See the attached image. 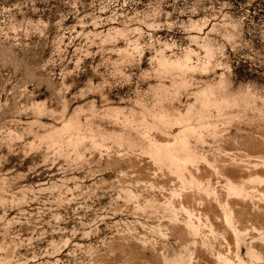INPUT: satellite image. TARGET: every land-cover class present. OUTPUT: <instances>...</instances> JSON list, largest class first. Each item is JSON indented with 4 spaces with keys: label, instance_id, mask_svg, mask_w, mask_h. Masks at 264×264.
I'll return each instance as SVG.
<instances>
[{
    "label": "rangeland",
    "instance_id": "374dc122",
    "mask_svg": "<svg viewBox=\"0 0 264 264\" xmlns=\"http://www.w3.org/2000/svg\"><path fill=\"white\" fill-rule=\"evenodd\" d=\"M262 159L264 0H0V264H264Z\"/></svg>",
    "mask_w": 264,
    "mask_h": 264
},
{
    "label": "bare ground",
    "instance_id": "6f19581e",
    "mask_svg": "<svg viewBox=\"0 0 264 264\" xmlns=\"http://www.w3.org/2000/svg\"><path fill=\"white\" fill-rule=\"evenodd\" d=\"M204 99H205V98H204ZM207 104H208V103H207ZM207 104H206V105H207ZM204 106H205V105H204ZM204 110H205V109H204ZM205 111H206V110H205ZM199 113H200V111H199ZM202 114H203V113H202ZM204 114H205V113H204ZM204 114H203V117H204ZM201 117H202V116H201ZM186 125H187V124H186ZM188 125H189V124H188ZM181 127H182V126H181ZM184 127H185V126H184ZM190 127H191V126H190ZM190 127H189V128H190ZM185 128H186V127H185ZM191 131H192V130H191ZM181 132H182V131H181ZM181 132H179V134H177V135L182 134ZM185 132H186V130H185ZM189 132H190V131H189ZM195 132H196V131H195ZM177 135H176V137H178ZM171 136H172V135H171ZM59 137H60V136H59ZM176 137H175V138H176ZM179 137H180V136H179ZM201 137H202V136H201ZM197 138H198V137H197ZM186 139H187V138H186ZM77 140H78V138H77ZM173 140H175L174 142H176V139L173 138ZM203 140H204V139H203ZM179 141H181L182 144H180V145H178V146L175 145L176 143L174 144V142H173V143H168V142H167L166 144H165V143L162 144V142H161L162 145H159V149H160L159 152H161V151H163V153L165 152L166 157H167V158H166V157H165V158H166L167 160L169 159V162H170V161H171V162H177V161L179 162V161H180V164H182L181 162L183 161L185 164H186V162H188V163L190 162V163H191L192 161L195 160V155L193 154L194 152H192V150H190L192 147L190 148V146H188V144H186V142H185V138H181V139L179 138ZM183 141H184V142H183ZM79 142H80V141H79ZM154 142H155V141H154ZM151 143H153V141H152ZM158 143H159V142H158ZM183 143H184V144H183ZM155 144H156V143H155ZM159 144H160V143H159ZM194 151H195V150H194ZM152 152H153V151H152ZM159 152L157 153V151H156V152H155L156 155L162 153V152H161V153H159ZM230 153H231V152H230ZM152 154H154V152H153ZM152 154H151V155H152ZM156 155H155V156H156ZM152 156H153V155H152ZM158 156H159V155H158ZM161 156H162V155H161ZM224 156H225V155H224ZM226 157H227V156H226ZM231 158H232V157H231ZM238 158H239V157H238ZM254 158H255V157H254ZM155 159H156V158H155ZM226 159H227V158H226ZM162 160H163V159H162ZM262 160H263V159H262ZM223 161H224V160H223ZM263 161H264V160H263ZM158 162H159V161H158ZM164 163H165V162H164ZM168 164H169V163H168ZM224 164H225V163H224ZM255 164H256V163H255ZM259 164H262V163H260V161H259ZM170 165H171V164H170ZM170 165H169V166H170ZM222 165H223V164H221V166H222ZM171 166H172V165H171ZM179 166H180V165H179ZM218 166H219V165H218ZM256 166H257V165H256ZM260 166H261V165H260ZM180 167H182V166H180ZM232 167H233V165H232ZM177 168H178V166H177ZM219 168H220V167H219ZM242 168H243V167H242ZM179 169H180V168H178V170H179ZM184 169H185V168H184ZM237 169H238V168H237ZM195 170H196V169H195ZM214 170H215V169H214ZM254 170H255V169H254ZM174 171H175V170H174ZM181 171H182V169H181ZM185 171H186V170H185ZM188 171H189V170H188ZM241 171H242V170H241ZM231 172H232V171H231ZM182 173H183V171H182ZM244 174H245V173H244ZM249 174H250V173H249ZM178 175H179V174H178ZM178 175H177V176H178ZM180 175H181V174H180ZM180 175H179L178 177H180ZM182 175H183V174H182ZM186 175H187V174H186ZM190 175H191V174H190ZM250 176H251V175H250ZM250 176H249V177H250ZM252 176H253V175H252ZM184 177H185V176H184ZM184 177H183V179L187 178V177H185V178H184ZM194 177H195V175H194ZM173 178H174V177H173ZM188 178H189V177H188ZM229 178H230V177H229ZM241 178H242V176H241ZM254 179H257V178H254ZM180 180H182L181 177H180ZM185 180H186V179H185ZM185 180H183V181L185 182ZM187 180H188V179H187ZM187 180H186V182L189 183V181L191 182L192 179H190L189 181H187ZM218 180H219V179H218ZM222 180H223V178H222ZM224 180H225V179H224ZM197 181H198V180H197ZM238 181H239V179H238ZM175 182H176V180H175ZM195 182H196V181H195ZM243 182H244V181H243ZM243 182H242V180L239 182L242 186H241L240 184H238V185L229 184V186H228V185H227V186H228V188L231 186V187H230L231 192L233 191L234 194H235V192H236V194H238V192H242V191L244 190L243 188H246L245 185L243 186V184H245V182H244V183H243ZM182 183H183V182H182ZM191 183H192V182H191ZM230 183H231V182H230ZM235 183H236V182H235ZM235 183H234V184H235ZM178 184H180V182H179ZM189 184H190V183H189ZM227 184H228V183H227ZM246 184H247V182H246ZM181 185H182V184H181ZM196 185H197V184H196ZM250 185H251V184H250ZM182 186H184V185H182ZM248 186H249V185H248ZM179 187L181 188V186H179ZM195 187H196V186H195ZM175 188H176V187H175ZM180 188H179V189H180ZM183 188H184V187H183ZM183 188H181V189H183ZM185 188H187V187H186V184H185ZM185 188H184V189H185ZM199 188H200V187H199ZM197 189H198V188H197ZM197 189H196V190H197ZM218 189H219V188H218ZM225 189H227V188H225ZM230 189H229V190H230ZM248 189H249V187H248ZM173 190H174V188H173ZM191 190H192V189H191ZM194 190H195V189H194ZM202 190H203V188H202ZM223 190H224V189H223ZM179 191H180V190H179ZM187 191H188V190H187ZM187 191H186V192H187ZM199 191H200V190H199ZM206 191H207V190H206ZM226 191H227V190H226ZM247 191H248V190H247ZM247 191L245 192V190H244L245 193H243V194L240 193V194H238V195H239V196H241V195H245V194H247ZM176 192H177V191H176ZM176 192H175V194H178V193H176ZM196 192H197V191H196ZM202 192H203V191H202ZM204 192H205V191H204ZM231 192L229 191V193H231ZM249 192H250V191H249ZM249 192H248V193H249ZM182 193H183V192H182ZM200 193H201V192H200ZM220 193H221V192H220ZM251 193H252V192H251ZM209 194H210V193H209ZM209 194H208V195H209ZM232 194H233V193H232ZM203 195H204V194H203ZM203 195H202V196H203ZM219 195H220V194H219ZM227 195H228V194H227ZM238 195H237V196H238ZM204 196H205V195H204ZM225 196H226V195H225ZM176 197H177V196H176ZM198 197H199V196H198ZM241 197H242V196H241ZM178 198H179V197H178ZM193 198H194V197H193ZM229 198H231V197H229ZM242 198H243V197H242ZM244 198H246V195H245ZM244 198H243V199H244ZM199 199H200V198H199ZM211 199H212V197H211ZM235 199H236V198H235ZM187 200H188V199H187ZM194 200H195V199H194ZM203 200H204V199H203ZM240 200H241V199H240ZM245 200H246V199H244V202H245ZM248 200H249V199H248ZM242 201H243V200H242ZM256 201H257V200H256ZM249 202H250V201H249ZM183 203H184V202H183ZM199 203H200V202H199ZM209 203H210V202H209ZM239 203H240V202H239ZM246 203H247V202H246ZM176 204H177V203H176ZM176 204H175V205H176ZM191 204H192V203H191ZM200 204H202V203H200ZM217 204H218V203H217ZM234 204H235V203H234ZM177 205H178V204H177ZM245 205H246V204H245ZM209 206H210V205H209ZM228 206H229V205H228ZM179 207H180V206H179ZM184 207H185V206H184ZM184 207H183V208H184ZM189 207H190V206H189ZM192 207H193V206H192ZM197 207H198V206H197ZM199 207H200V206H199ZM219 207H221V206L219 205ZM230 207H231V206H230ZM238 207H240V206H238ZM173 208H174V207H173ZM204 209H205V208H204ZM220 209H221V208H220ZM247 209H248V208H247ZM263 209H264V208H263ZM222 210H223V209H222ZM225 210H226V209H225ZM194 211H195V210H194ZM223 211H224V210H223ZM187 212H188V211H187ZM196 212H197V211H196ZM199 212H200V211H199ZM216 212H217V211H216ZM226 212H227V211H226ZM201 213H202V212H201ZM210 213H211V212H210ZM212 213H213V212H212ZM224 213H225V212H224ZM224 213H223V214H224ZM240 213H241V212H240ZM178 214H179V213H178ZM192 214H193V213H191V215H192ZM202 214H203V213H202ZM207 214H208V213H207ZM187 215L189 216V214H187ZM187 215H186V216H187ZM191 215H190L189 217H191ZM170 216H171V215H170ZM205 216H206V215H205ZM222 216H223V215H222ZM194 218H195V217H194ZM201 218H202V216H201ZM213 218H214V217H213ZM216 218H217V216H216ZM219 218H221V217H219ZM240 218H241V216H240ZM231 219H232V218H231V214H230V213H225V222H224V225H226L225 227L229 228V230L231 229L232 232H234L235 236L237 237V236L240 235V234H239V230H238V231L235 230L236 228L233 230V228H232L231 226L234 227V225L231 224V222H230ZM181 220H182V219H181ZM186 220H187V228H188L189 233H190V232H191V234L194 233V232L196 231V228H195L194 223H193L194 220L192 219V220H193V221H192L191 218L186 219ZM217 220H219V219H217ZM222 220H223V218H222ZM199 221H200V219H199ZM199 221H198V222H199ZM212 221H213V220H212ZM212 221H211V222H212ZM219 221H220V220H219ZM238 221H239V220H238ZM200 223H201V221H200ZM205 223H206V222H205ZM212 224H213V223H212ZM176 225H177V224H176ZM195 225H197V224L195 223ZM180 226H181V225H180ZM216 226H217V225H216ZM184 228H185V227H184ZM219 228H220V227H219ZM246 228H247V227H246ZM197 229H198V228H197ZM221 229H222V228H221ZM223 229H224V228H223ZM238 229H239V227H238ZM242 229H243V228H242ZM242 229H241V230H242ZM256 230H257V229H256ZM186 231H187V230H186ZM214 231H215V230H214ZM220 231H221V230H220ZM227 231H228V229H227ZM196 232H197V231H196ZM196 232H195V233H196ZM211 232H212V231H211ZM247 232H248V231H247ZM189 233H188V234H189ZM182 234H183V233H182ZM234 234H233V235H234ZM245 234H246V233H245ZM211 235H212V234H211ZM246 235H247V234H246ZM188 236H189V235H188ZM242 236H243V234H242ZM242 236H241V237H242ZM247 236H248V235H247ZM192 237H193V236H192ZM220 237H222V236H220ZM232 237H233V236H232ZM252 237H253V236H252ZM246 238H247V237H246ZM189 239H190V238H189ZM217 241H218V240H217ZM224 241H225V240H224ZM256 241H257V240H256ZM258 241H259V240H258ZM220 242H221V241H220ZM233 242H234V241H233ZM228 243H229V242H228ZM236 244H238V243H236ZM233 246H234V245H233ZM238 246H239V245H238ZM218 247H219V246H218ZM221 247H222V246H221ZM228 247H229V246H228ZM224 248H225V247H224ZM236 248H237V247H236ZM218 249H219V248H218ZM228 249H229V248H228ZM237 249H238V248H237ZM222 251H223V250H222ZM236 252H237V251H236ZM232 253H233V252H232ZM219 255H220V253H219ZM235 255H236V254H235ZM253 255H254L253 253H252V256H251V254H250V257H253ZM238 256H239V254H238ZM238 256H237V257H238ZM216 257H217V256H216ZM220 257H221V256H220ZM233 257H234V256H233ZM227 259H228V258H227ZM232 259H233V258H232ZM224 261H225V259H224ZM226 261H227V260H226ZM232 261H233V260H232ZM250 261H251V260H250ZM220 262H221V261H220ZM228 262L230 263L229 260H228ZM252 262H253V261H252ZM230 264H235V263H234V262H231ZM238 264H246V262H245L244 259H242L241 257H238Z\"/></svg>",
    "mask_w": 264,
    "mask_h": 264
}]
</instances>
